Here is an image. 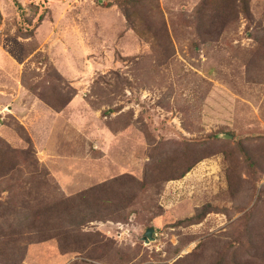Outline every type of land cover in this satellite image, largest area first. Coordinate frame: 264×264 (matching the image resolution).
<instances>
[{
	"label": "rangeland",
	"instance_id": "obj_1",
	"mask_svg": "<svg viewBox=\"0 0 264 264\" xmlns=\"http://www.w3.org/2000/svg\"><path fill=\"white\" fill-rule=\"evenodd\" d=\"M116 1L0 0V264H264V0Z\"/></svg>",
	"mask_w": 264,
	"mask_h": 264
},
{
	"label": "crops",
	"instance_id": "obj_2",
	"mask_svg": "<svg viewBox=\"0 0 264 264\" xmlns=\"http://www.w3.org/2000/svg\"><path fill=\"white\" fill-rule=\"evenodd\" d=\"M20 67L21 65L0 47V109L8 108L16 114L15 110L21 106L22 111L17 110L19 114L16 117L25 125L27 119L30 120V109L26 108V103L22 101L24 97L22 90L16 87ZM43 114L45 112L40 109L37 116H43Z\"/></svg>",
	"mask_w": 264,
	"mask_h": 264
},
{
	"label": "trees",
	"instance_id": "obj_3",
	"mask_svg": "<svg viewBox=\"0 0 264 264\" xmlns=\"http://www.w3.org/2000/svg\"><path fill=\"white\" fill-rule=\"evenodd\" d=\"M136 0H123V1H116L115 2V5L118 7V9L119 10H124V8L125 7H128V6H132L133 4H134V2H135ZM243 4L245 5V1H243ZM110 7H111V5H110ZM243 12H244V14H248V10H247V7L245 6L244 7V9H243ZM123 16L126 18V14L125 13H123ZM27 138V137H26ZM29 143H30V141H29ZM30 145V144H29ZM245 157V156H244ZM245 159H246V157H245ZM247 163H248V166L249 167H252L254 164L253 163H250V161H247ZM43 173V175H45L44 177H46L47 175H48V173L46 172V171H43L42 172ZM93 190H95V189H93ZM91 193H93V192H91ZM86 201V200H85ZM86 204H89L87 201H86ZM44 209L45 210H48L49 209V206L48 205H44V206H42L40 209H37L38 210V212L40 213V212H43L44 211ZM48 215H49V217H48V219H46L45 221H43V220H37L38 222H42V223H44V224H46V223H48L49 222V220H51V222H53V214L50 212V211H48V213H47ZM51 214V215H50ZM247 216H249V215H247ZM108 217H98L97 215L96 216H92L91 217V219H88V220H90V221H92V220H101V219H107ZM48 221V222H47ZM82 223H83V221H81ZM85 222H87V221H84V223ZM84 224H81V225H79L78 227H76V228H80V226H83Z\"/></svg>",
	"mask_w": 264,
	"mask_h": 264
},
{
	"label": "water",
	"instance_id": "obj_4",
	"mask_svg": "<svg viewBox=\"0 0 264 264\" xmlns=\"http://www.w3.org/2000/svg\"><path fill=\"white\" fill-rule=\"evenodd\" d=\"M222 138L226 139V140H230L231 137L229 135H222ZM154 230L153 229H147L144 233V237H143V242L145 244H149L151 242H154Z\"/></svg>",
	"mask_w": 264,
	"mask_h": 264
},
{
	"label": "built area",
	"instance_id": "obj_5",
	"mask_svg": "<svg viewBox=\"0 0 264 264\" xmlns=\"http://www.w3.org/2000/svg\"><path fill=\"white\" fill-rule=\"evenodd\" d=\"M120 228H122V227H120ZM120 230H122V229H120ZM128 231H123V232H121L120 233V237H123L124 236V234H127L128 235V233H127ZM156 235V234H155Z\"/></svg>",
	"mask_w": 264,
	"mask_h": 264
}]
</instances>
